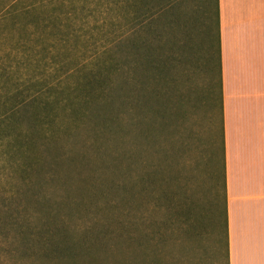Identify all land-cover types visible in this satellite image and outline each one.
<instances>
[{"label": "rangeland", "instance_id": "rangeland-1", "mask_svg": "<svg viewBox=\"0 0 264 264\" xmlns=\"http://www.w3.org/2000/svg\"><path fill=\"white\" fill-rule=\"evenodd\" d=\"M132 1L0 0V119L23 103L56 97L54 88L69 87L82 77L84 84L88 82L86 89L96 90L100 86L94 73L106 61L109 67L114 64L117 70L106 106L117 134L99 133L104 145L88 132L87 119L72 110L77 101L89 100L84 90L79 95L61 94L67 107L50 114L43 111L39 120L45 130L74 134L43 146L44 168L33 177L35 193L51 199L45 211L52 225L61 227L64 221L66 237L96 245L93 254L101 264L131 257L135 196L151 203L139 186L144 154L148 165L168 166L165 179L158 176L153 187L179 197V264H226L218 0H179L171 19L161 11L167 4L152 0L148 9L158 19L144 30L130 23ZM138 36L147 40L145 50L153 49L159 60L168 51L179 56V74L168 77L177 80L179 94L165 89L158 76L160 81L147 86L150 94L157 89L155 101L179 99V131H174L179 132V152L175 155L171 146L167 158L159 151L168 144L154 149L150 143L156 105L132 80V54L137 49L131 42ZM144 97L147 105L142 106ZM6 161L0 154V194L16 193L21 184L12 183ZM43 175L48 177L42 182ZM112 244L108 253L100 251Z\"/></svg>", "mask_w": 264, "mask_h": 264}, {"label": "trees", "instance_id": "trees-1", "mask_svg": "<svg viewBox=\"0 0 264 264\" xmlns=\"http://www.w3.org/2000/svg\"><path fill=\"white\" fill-rule=\"evenodd\" d=\"M150 1L152 0L132 1L131 8L134 16L130 19V23L132 24L133 21V25L138 27L139 30L146 29L149 26V22L151 24L153 20L156 22L158 19V15L149 12L148 3ZM163 1L167 5L161 11L166 13L165 17L167 19H171V15L175 10L177 11L179 0ZM169 23L170 25L173 24L172 20ZM135 40L131 42L137 49L132 54V62L135 63L131 68L133 72L132 80L136 89L138 88L143 94H148L150 102L152 101L151 105L157 106H154L156 111L153 112L154 114L150 118L152 125V132L150 131L149 134L150 143L153 144L154 149L157 144L162 142L168 144L167 148L162 147L161 152L158 149L159 153H162L166 158L169 154L168 149L171 146V151L177 155V152H179V132L175 134L174 131H179V99L177 102H171L168 99L164 103L160 100L155 101V96L152 95L154 92L156 95L157 89L154 87L155 90L150 94L147 86L157 80L160 81L156 78L158 76L161 78L160 84L165 89L178 93L176 88L178 86L177 80L172 78V81H168V77L173 73L175 75L179 74V56L174 51H168L162 55L164 60L162 57L159 60L157 52H154L153 49L145 50L144 46L147 40L144 37L138 36ZM110 59L112 61V54ZM116 70L117 68L114 64L109 67L106 61L105 67H102L97 74L94 73L95 77L93 80L98 82L100 88L96 90L86 89L88 82L84 84L81 80L82 77L74 85L63 89L54 88L55 86L51 87L54 88L56 97L23 103L18 110L13 111L3 120L0 119V135L2 138L0 154L7 160L6 163L9 165L8 173L10 172L12 183L16 180L21 183L16 193L0 194V264H101L93 254L94 250L97 249L96 245L86 241L77 243L72 237L70 238V235L66 237L65 232H69V230L64 221H62L61 227L59 225L55 226V224L52 225L54 222L51 219V214H46L45 211L46 204L51 199L49 200L46 195L42 197L35 193L33 177L41 175V171L44 168L41 167L43 154L45 153L44 149H42L43 146L56 143L57 139H68L74 135H71L72 132L66 134L65 131L53 133V131L45 130L39 122L44 114L43 111L50 114L56 109H61L62 107L65 109L67 107L68 104H64V99L61 100V94L71 91L79 95L83 90L87 93L89 92V100L77 101L78 104H75L72 110L78 111L83 119L86 118L89 121V124L87 121L84 124L87 123L88 132L96 136L95 140L97 142L105 144L104 140L99 137V133L102 134V131H106L112 137L117 134L114 119L110 117L112 114L106 106L113 91ZM217 71L221 106V61ZM151 73L153 74V80L150 79ZM141 103L142 106L143 104L147 105L146 97ZM89 111L92 113L90 112L87 115ZM144 137L143 141H145ZM222 137H224L223 128ZM140 160L142 162L140 161L139 163L143 164V173H141L142 176L139 178V186L151 196V203L143 202L139 195L135 196L134 203L136 202L137 207H135L131 223V257L127 260L116 261L113 264H179V197L172 198L166 191H159L153 187L154 184H157L156 178L158 176L162 175V179H165L164 171L167 170L168 166H166L165 162L156 165L150 163L148 165L144 154L140 155ZM148 166H150L149 170ZM105 170H107L106 167ZM162 171L163 173H161ZM27 174L29 177L26 179L24 177ZM44 175L40 178L42 182L46 181L45 178L48 177V175ZM102 175H105V172ZM14 178L16 179L14 180ZM103 178L105 177L101 176L100 181ZM222 178V216L224 219L222 226L225 237V246L222 249L225 252L226 264H230L224 172V139ZM37 197L41 198L38 199ZM83 205L87 204L83 203ZM75 232L79 233L78 231ZM113 245H110V248L108 245L100 247L102 249L100 251L108 253Z\"/></svg>", "mask_w": 264, "mask_h": 264}, {"label": "crops", "instance_id": "crops-1", "mask_svg": "<svg viewBox=\"0 0 264 264\" xmlns=\"http://www.w3.org/2000/svg\"><path fill=\"white\" fill-rule=\"evenodd\" d=\"M230 264H264V0H218Z\"/></svg>", "mask_w": 264, "mask_h": 264}]
</instances>
